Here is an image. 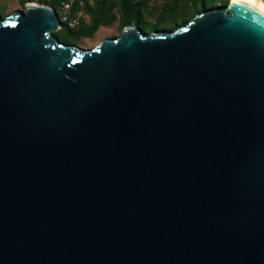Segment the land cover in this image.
Here are the masks:
<instances>
[{
	"label": "water",
	"instance_id": "1",
	"mask_svg": "<svg viewBox=\"0 0 264 264\" xmlns=\"http://www.w3.org/2000/svg\"><path fill=\"white\" fill-rule=\"evenodd\" d=\"M0 17V264H264V10L89 50Z\"/></svg>",
	"mask_w": 264,
	"mask_h": 264
},
{
	"label": "trees",
	"instance_id": "2",
	"mask_svg": "<svg viewBox=\"0 0 264 264\" xmlns=\"http://www.w3.org/2000/svg\"><path fill=\"white\" fill-rule=\"evenodd\" d=\"M33 1V0H20ZM37 4L46 6L56 14L57 9L65 0H34ZM152 0H81L82 5H71L69 17L78 10L88 17L87 23L79 19L78 26L69 29L59 23V29L54 33L62 43H69L79 39L89 38L99 27L107 26L113 13L117 17V28L121 30L125 25H131L145 34L155 31H173L178 26H183L187 21L199 14L202 10L214 9L211 0H163L159 8V17L151 25L145 24V11ZM231 1V0H229Z\"/></svg>",
	"mask_w": 264,
	"mask_h": 264
},
{
	"label": "rangeland",
	"instance_id": "3",
	"mask_svg": "<svg viewBox=\"0 0 264 264\" xmlns=\"http://www.w3.org/2000/svg\"><path fill=\"white\" fill-rule=\"evenodd\" d=\"M211 1L215 9L218 7L226 6L229 0H211ZM28 2L30 4L39 5L34 0L28 1ZM89 2H92V0H89ZM162 3H163V0H152L149 2L147 9L145 11L146 26L151 25L157 21L159 17L160 4ZM25 4H26L25 2H21L20 0H0V17L4 18L15 11H23ZM76 8L78 10L75 12V14L72 17H69V19L75 24L74 28L78 26L79 19L85 23H87L88 21V17L84 15L81 12V10H79L78 7ZM113 15H114V19H112L111 22L107 26L97 28V30L89 38L79 39L76 41H71L69 43L73 44L74 46L80 49L89 50L93 48L94 46L98 45L100 41L103 40L104 38H117L120 33V30L117 28V17L115 13H113ZM56 16H57V19L61 18V11L59 8L57 9ZM193 17H191L187 21V23ZM151 33H154V32H151Z\"/></svg>",
	"mask_w": 264,
	"mask_h": 264
},
{
	"label": "built area",
	"instance_id": "4",
	"mask_svg": "<svg viewBox=\"0 0 264 264\" xmlns=\"http://www.w3.org/2000/svg\"><path fill=\"white\" fill-rule=\"evenodd\" d=\"M73 3H76L78 6L82 5L81 0H65V2H63L59 7L61 11V18L58 19V22L64 24L69 29L75 27V24L69 19V10Z\"/></svg>",
	"mask_w": 264,
	"mask_h": 264
},
{
	"label": "bare ground",
	"instance_id": "5",
	"mask_svg": "<svg viewBox=\"0 0 264 264\" xmlns=\"http://www.w3.org/2000/svg\"><path fill=\"white\" fill-rule=\"evenodd\" d=\"M246 3H248L249 5L261 8L264 10V0H242Z\"/></svg>",
	"mask_w": 264,
	"mask_h": 264
}]
</instances>
